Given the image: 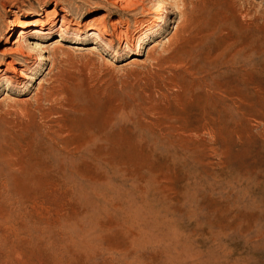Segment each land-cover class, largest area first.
Listing matches in <instances>:
<instances>
[{
    "label": "rangeland",
    "instance_id": "1",
    "mask_svg": "<svg viewBox=\"0 0 264 264\" xmlns=\"http://www.w3.org/2000/svg\"><path fill=\"white\" fill-rule=\"evenodd\" d=\"M156 1L0 0V264H264V0Z\"/></svg>",
    "mask_w": 264,
    "mask_h": 264
},
{
    "label": "bare ground",
    "instance_id": "2",
    "mask_svg": "<svg viewBox=\"0 0 264 264\" xmlns=\"http://www.w3.org/2000/svg\"><path fill=\"white\" fill-rule=\"evenodd\" d=\"M124 0H118V2L120 3V2H123ZM115 2V1H114ZM164 3V2H163ZM163 3H161V2H159L158 0L156 1V3H155V8H156V10H157V12H159L161 9H163L162 8V4ZM165 4V3H164ZM163 11V10H162ZM99 18V17H98ZM103 19V18H102ZM99 22V21H98ZM153 22V23H152ZM159 22H163V19H162V16L159 14V16H157V17H155L154 18V20L153 21H150V23L149 24H155V23H159ZM95 23V22H94ZM41 25H39V27H40ZM32 27H36V28H38V25H37V23H34L33 21L31 22V21H25V22H21V23H16V24H14L13 26H12V30H11V32L9 33V35H8V37H7V40H11L12 39V37H11V35H12V33L13 32H15V31H19L18 33L20 34L19 35V37L18 38H20L18 41H14L13 42V40L11 41V44H14L16 47H15V50H12L11 51V53H5V50L3 51V53L1 52V56H6V54H11L10 56H22L24 59L22 60L23 62H26V59H27V54H25V52H24V50H23V44L22 43H20V40L21 39H23L24 37V35H25V31L27 30V29H29V28H32ZM60 31V30H59ZM150 33L149 32H147L145 35H144V37H142L141 39H138V40H134V42H130V43H125L124 44V46H123V49H124V51L125 50H129L130 48H131V46H132V44H135V46H136V49H140L141 48V42H143L142 40L144 39H147V37H148V35H149ZM26 38V37H25ZM59 39V38H58ZM57 38L55 39L56 41H55V43H57V42H60L61 40H58ZM21 42H23V41H21ZM25 47V46H24ZM54 47V46H53ZM10 52V51H9ZM14 58V57H13ZM40 61H41V58H40V56L38 57V59H37V62H39L40 63ZM13 62H14V60L12 59L11 61H9L7 64L9 65V66H12V72H13V74H15V76H20V77H23V73H22V71L21 70H19L17 67H15L14 65H13ZM1 78H6V77H4V76H1ZM7 82L9 83V84H11L13 81H12V79H8L7 80ZM219 85V84H218ZM220 86V85H219ZM218 86V87H219Z\"/></svg>",
    "mask_w": 264,
    "mask_h": 264
}]
</instances>
